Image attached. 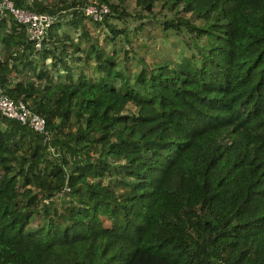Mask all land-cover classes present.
Listing matches in <instances>:
<instances>
[{
  "label": "trees",
  "instance_id": "trees-1",
  "mask_svg": "<svg viewBox=\"0 0 264 264\" xmlns=\"http://www.w3.org/2000/svg\"><path fill=\"white\" fill-rule=\"evenodd\" d=\"M11 1L55 17L36 48L0 13V93L48 130L0 113V264H264V0H134L190 40L133 69L125 0Z\"/></svg>",
  "mask_w": 264,
  "mask_h": 264
},
{
  "label": "rangeland",
  "instance_id": "rangeland-1",
  "mask_svg": "<svg viewBox=\"0 0 264 264\" xmlns=\"http://www.w3.org/2000/svg\"><path fill=\"white\" fill-rule=\"evenodd\" d=\"M50 3L56 2L57 4H64L66 2H70L71 0H45ZM88 3L94 2L95 0H84ZM87 3V4H88ZM125 10L129 13L128 18L125 22L117 23L118 27L123 26L124 24L128 27L127 31L129 32V41L125 39L124 44H130V47L133 50L130 52L131 57L125 61L127 67L129 69H133L136 66H140L137 64V55L144 58L146 64H152L155 61L160 59H178L181 54L186 52L187 46L186 42L189 39V35L186 32L182 33H173L169 31H163L158 25V20L166 15H172L173 11H170L167 7L163 6L160 2L156 3L153 7L152 13L148 14L147 17H142L147 12L136 5L134 0H125L123 2ZM140 12L143 14H138ZM188 15V14H186ZM199 20V19H196ZM144 21L145 24L141 29L134 30V26ZM198 22V21H196ZM89 23V22H88ZM93 40L97 41L101 45L105 47H109L110 43L105 41L104 37L106 33H110L107 26L104 24L97 25L96 27L91 22L90 29ZM118 45V44H117ZM132 54H134L132 56ZM130 108H132L130 106Z\"/></svg>",
  "mask_w": 264,
  "mask_h": 264
},
{
  "label": "built area",
  "instance_id": "built-area-1",
  "mask_svg": "<svg viewBox=\"0 0 264 264\" xmlns=\"http://www.w3.org/2000/svg\"><path fill=\"white\" fill-rule=\"evenodd\" d=\"M83 9L95 21L101 20L104 14L109 12L106 3H89ZM6 11L10 12L17 22L25 25L30 39L33 40L35 47L39 48L47 28L55 17L54 14L18 7L11 0H0V13ZM0 113L15 118L48 137L44 117L28 108L22 100H14L10 96L0 93Z\"/></svg>",
  "mask_w": 264,
  "mask_h": 264
}]
</instances>
